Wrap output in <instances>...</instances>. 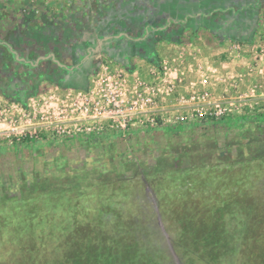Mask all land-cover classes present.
I'll return each mask as SVG.
<instances>
[{
    "label": "rangeland",
    "instance_id": "1",
    "mask_svg": "<svg viewBox=\"0 0 264 264\" xmlns=\"http://www.w3.org/2000/svg\"><path fill=\"white\" fill-rule=\"evenodd\" d=\"M106 69L181 164L79 130ZM82 260L264 264V0H0V264Z\"/></svg>",
    "mask_w": 264,
    "mask_h": 264
},
{
    "label": "built area",
    "instance_id": "2",
    "mask_svg": "<svg viewBox=\"0 0 264 264\" xmlns=\"http://www.w3.org/2000/svg\"><path fill=\"white\" fill-rule=\"evenodd\" d=\"M107 68V66H106ZM100 95L79 106L86 123L79 128L86 136H91L97 145L109 147L114 143L127 146L133 155V162L143 175H149L157 167V162L168 158L171 163L181 164L176 154L175 141L179 134L170 136L164 120L154 112L156 100L151 88L138 85L133 89L116 83L110 71L103 74ZM196 122L200 126L207 124L209 118L221 122L226 118V109L222 106L207 109L200 105L194 110ZM188 116L177 117L173 127L188 124ZM173 130V129H172ZM155 137V138H154ZM153 140V141H152ZM169 152H166V147ZM169 156V157H168Z\"/></svg>",
    "mask_w": 264,
    "mask_h": 264
},
{
    "label": "trees",
    "instance_id": "3",
    "mask_svg": "<svg viewBox=\"0 0 264 264\" xmlns=\"http://www.w3.org/2000/svg\"><path fill=\"white\" fill-rule=\"evenodd\" d=\"M155 63H156V64H159L157 60H155ZM232 119H233V118H232ZM233 120H234V119H233ZM86 137L89 138V139H92L91 136H86ZM82 262H83L84 264H98L97 261H93V260H89V261H84V260H82Z\"/></svg>",
    "mask_w": 264,
    "mask_h": 264
}]
</instances>
